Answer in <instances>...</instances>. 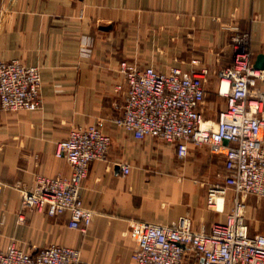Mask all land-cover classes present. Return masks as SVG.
<instances>
[{"label":"crops","instance_id":"1","mask_svg":"<svg viewBox=\"0 0 264 264\" xmlns=\"http://www.w3.org/2000/svg\"><path fill=\"white\" fill-rule=\"evenodd\" d=\"M241 30L250 33L256 61L264 54V0H0V58L38 65L43 80L39 108L0 113V213L20 209L17 181L71 174L55 151L72 126L96 124L112 136L108 159L92 162L82 184L85 204L96 211L85 231L69 226L68 212L25 209V221L12 237L0 235V247L14 241L36 253L59 243L81 248L85 264H133L134 221L172 223L186 214L207 230L224 221L233 193L216 211L207 205L206 184L224 171V153L189 145L180 157L174 142L117 127L127 89L118 64L126 58L161 70L209 67L204 109L214 120L226 107L216 71Z\"/></svg>","mask_w":264,"mask_h":264},{"label":"built area","instance_id":"2","mask_svg":"<svg viewBox=\"0 0 264 264\" xmlns=\"http://www.w3.org/2000/svg\"><path fill=\"white\" fill-rule=\"evenodd\" d=\"M231 47L228 63L216 71L218 93L225 97L226 107L214 120L206 117L204 109L209 67L172 65L161 70L126 58L119 61L127 89L116 126L137 138L154 136L174 142L180 157L188 155L189 145L205 147L212 154L223 152L224 171L206 183L207 205L224 211L226 198L233 193L225 220L213 223L209 230L196 227L186 214L172 223L134 221L130 230L137 244L133 264H264V231L253 232L244 213L248 195L264 197V68L255 66L249 32L236 31ZM200 62L191 59L193 66ZM42 85L38 65L0 58V113L39 108ZM111 144L112 136L99 125L72 126L55 151L68 161L71 174H39L30 185L14 183L21 207L0 213V235L12 237L13 226L26 219L24 210L33 208L51 216L68 212L69 226L85 231L96 211L85 204L82 184L92 162L108 159ZM122 170L128 173L130 164L124 163ZM0 264L85 262L78 247L52 243L31 253L12 241L8 248L0 247Z\"/></svg>","mask_w":264,"mask_h":264},{"label":"rangeland","instance_id":"3","mask_svg":"<svg viewBox=\"0 0 264 264\" xmlns=\"http://www.w3.org/2000/svg\"><path fill=\"white\" fill-rule=\"evenodd\" d=\"M245 202L244 213L247 221L254 230L264 231V197L248 195Z\"/></svg>","mask_w":264,"mask_h":264},{"label":"water","instance_id":"4","mask_svg":"<svg viewBox=\"0 0 264 264\" xmlns=\"http://www.w3.org/2000/svg\"><path fill=\"white\" fill-rule=\"evenodd\" d=\"M255 66L259 67V68H264V54L263 53H260L257 56V59L255 61ZM227 142H228V140L226 139L225 143H227Z\"/></svg>","mask_w":264,"mask_h":264},{"label":"bare ground","instance_id":"5","mask_svg":"<svg viewBox=\"0 0 264 264\" xmlns=\"http://www.w3.org/2000/svg\"><path fill=\"white\" fill-rule=\"evenodd\" d=\"M220 205H222V201H220Z\"/></svg>","mask_w":264,"mask_h":264}]
</instances>
